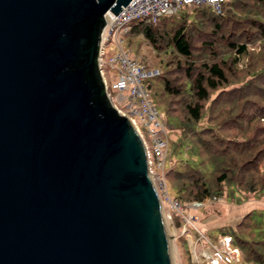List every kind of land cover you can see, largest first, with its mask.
Masks as SVG:
<instances>
[{
    "label": "water",
    "instance_id": "1",
    "mask_svg": "<svg viewBox=\"0 0 264 264\" xmlns=\"http://www.w3.org/2000/svg\"><path fill=\"white\" fill-rule=\"evenodd\" d=\"M128 2L0 0V264H172L98 61L105 14Z\"/></svg>",
    "mask_w": 264,
    "mask_h": 264
},
{
    "label": "trees",
    "instance_id": "2",
    "mask_svg": "<svg viewBox=\"0 0 264 264\" xmlns=\"http://www.w3.org/2000/svg\"><path fill=\"white\" fill-rule=\"evenodd\" d=\"M127 33L163 52L157 63L164 71L146 86L152 99L159 95L166 121L177 120L179 142L192 135L199 157L198 168L165 169V180L177 182L183 194L174 198L180 203L219 199L225 186H231L234 199L235 194L264 196V0H228L221 13L184 7L154 24L138 21ZM204 113L208 124L195 127ZM260 223L249 211L220 231L239 252L230 263L264 264Z\"/></svg>",
    "mask_w": 264,
    "mask_h": 264
},
{
    "label": "built area",
    "instance_id": "3",
    "mask_svg": "<svg viewBox=\"0 0 264 264\" xmlns=\"http://www.w3.org/2000/svg\"><path fill=\"white\" fill-rule=\"evenodd\" d=\"M228 0H129L117 14L107 12L105 25L99 45V66L106 90L109 94L115 91L116 98L111 100L117 111L128 118L141 137L149 165V174L157 193L168 199L172 211L180 215L182 231L193 229L196 221V211L204 207L206 201L216 197L206 196L201 200L180 203L177 198L167 194L165 180V164L169 151V139L164 113L157 108L152 94L146 86V81L158 76L161 70L152 64H144L132 59L130 52L123 45V35L129 29L128 24L137 19L156 23L160 18L178 14L182 8H210L221 13ZM110 41L111 55L108 63L115 70L109 83L103 71V57L107 53L106 43ZM107 92V93H108ZM117 101V102H116ZM124 105V110L119 106ZM145 135L147 137H145ZM230 237L224 236L222 247L213 246L211 264H217L219 259L230 263L238 259V250L230 248ZM235 252V253H234Z\"/></svg>",
    "mask_w": 264,
    "mask_h": 264
},
{
    "label": "rangeland",
    "instance_id": "4",
    "mask_svg": "<svg viewBox=\"0 0 264 264\" xmlns=\"http://www.w3.org/2000/svg\"><path fill=\"white\" fill-rule=\"evenodd\" d=\"M141 20L142 19L131 21L128 24L129 28H131L134 23ZM111 45L110 41L106 43L107 53L103 57V71L109 83L111 82L112 76L115 74V70L111 68L108 63V59L111 55ZM123 45L125 49L130 52L132 59H136L140 63L158 66L161 71H164V67L157 63L158 57H163V52L150 45L142 36L129 35V33H126L123 35ZM116 94L115 91H112L109 96L110 98L113 96L115 99ZM153 95L154 105L166 116L165 110L161 104H159V95L157 93ZM119 107L124 110V105H120ZM208 118L207 113H204L195 127L201 128L208 124ZM177 123V120L173 117L167 121L165 119L169 139V151L165 169L167 170L168 167L183 169L187 166L198 168L199 157L192 150V135L189 134L190 137L186 136L185 139L187 142L180 143L178 139L180 127L177 126ZM145 137L147 136L145 135ZM166 184L169 197L183 196L176 187L177 182H174V180L168 181L166 178ZM191 185H201V182L192 181ZM230 190L231 186H225L221 198L206 201L204 207L196 211L197 219L194 221L193 229H189L190 231L186 232L182 231V221L179 228L176 226V220L178 218L176 217V212L172 211L168 199L160 193L158 194L161 200L163 219L169 235L172 264H211V251L214 248L213 246L222 247L224 236L220 237V231L230 225L233 226L249 211H254L256 213V219L262 222L260 225L264 224V196L259 194L249 198H240L239 194H235L234 199V197L230 196ZM229 247L232 248L231 245ZM238 253H236V255H238ZM217 264L229 263H225L222 259H219Z\"/></svg>",
    "mask_w": 264,
    "mask_h": 264
},
{
    "label": "bare ground",
    "instance_id": "5",
    "mask_svg": "<svg viewBox=\"0 0 264 264\" xmlns=\"http://www.w3.org/2000/svg\"><path fill=\"white\" fill-rule=\"evenodd\" d=\"M165 227H166V225H165ZM166 232H167V228H166ZM167 235H168V232H167ZM169 236V235H168Z\"/></svg>",
    "mask_w": 264,
    "mask_h": 264
}]
</instances>
